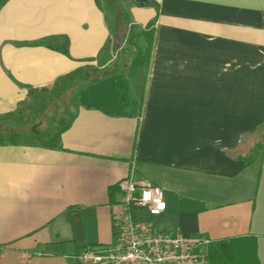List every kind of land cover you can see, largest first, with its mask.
Listing matches in <instances>:
<instances>
[{
  "label": "crops",
  "instance_id": "0c3cea01",
  "mask_svg": "<svg viewBox=\"0 0 264 264\" xmlns=\"http://www.w3.org/2000/svg\"><path fill=\"white\" fill-rule=\"evenodd\" d=\"M155 2L158 10L131 11L142 26L157 18L139 83L127 66L133 48L123 42L113 58L100 57L111 35L102 3L0 7V120L19 112L30 89L87 81L62 150L0 146V264H78L79 249L110 245L127 177L165 193L161 217L137 219L212 244L252 238L264 264V153L256 155L264 144V0ZM58 37L68 39L67 55L34 45Z\"/></svg>",
  "mask_w": 264,
  "mask_h": 264
},
{
  "label": "built area",
  "instance_id": "2783aa9c",
  "mask_svg": "<svg viewBox=\"0 0 264 264\" xmlns=\"http://www.w3.org/2000/svg\"><path fill=\"white\" fill-rule=\"evenodd\" d=\"M119 187L123 200L114 216L113 242L108 246L88 247L74 257V261L78 264H210L212 242L206 237L161 233L153 224L134 216L135 212H143L158 218L165 213L166 208L153 215L149 212V208L154 207L151 201L139 203L143 191L159 187L137 182L132 177L123 179ZM161 191L165 202V193ZM85 253L92 255L84 259L82 254ZM96 257L102 259L97 261Z\"/></svg>",
  "mask_w": 264,
  "mask_h": 264
},
{
  "label": "trees",
  "instance_id": "16d2710c",
  "mask_svg": "<svg viewBox=\"0 0 264 264\" xmlns=\"http://www.w3.org/2000/svg\"><path fill=\"white\" fill-rule=\"evenodd\" d=\"M8 0H1L0 7L4 5ZM97 4L102 2L105 8H109L107 13V24L109 26L111 35L109 40L103 50L100 53V57L107 58L108 60L114 57L116 50L121 48L122 43L128 47H131L137 53L136 58L131 61L129 66V71L134 72L139 69H145L148 74L151 64V59L153 55L155 37H156V23L157 18L153 19L146 26L128 22L127 17H123L120 14L119 6L116 0H96ZM133 2L138 6L153 7L157 9V4L155 0H148L145 4H140L136 0ZM101 7V5H100ZM158 10V9H157ZM105 12V11H104ZM120 28L124 31L123 36L120 38ZM34 45H42L49 47L51 49L57 50L65 55L69 52V41L65 37L51 38L44 40L40 43H35ZM122 53L124 55L128 54L127 49H123ZM107 74L104 73V76ZM87 81L84 80L79 84H74L78 87V92L76 95V100L79 102V93L86 87ZM30 89V95L36 94V92L44 91ZM64 93H61L63 95ZM120 94L123 109L126 110L128 104L127 91L123 79L120 80ZM60 95V96H61ZM93 109L94 107H87ZM68 113H66L67 115ZM75 119V113H70L65 118H59L58 129L54 132L47 131L45 133L36 132L33 137L36 139L38 144L56 151L63 149L62 147V135L70 129L73 121ZM5 132V131H4ZM0 130V146H14L19 145L20 136L16 133H11L10 136H3L4 133ZM264 153V146H261L259 156ZM254 159H250L248 162H252ZM83 248L79 249L76 256H79L83 252ZM75 256V257H76ZM210 264H259L256 255V242L252 238H242V239H232L221 243L212 244L209 253Z\"/></svg>",
  "mask_w": 264,
  "mask_h": 264
},
{
  "label": "rangeland",
  "instance_id": "374dc122",
  "mask_svg": "<svg viewBox=\"0 0 264 264\" xmlns=\"http://www.w3.org/2000/svg\"><path fill=\"white\" fill-rule=\"evenodd\" d=\"M117 5L120 9V14L123 17L128 18V22L133 20L132 9H146L153 7H144L136 5L133 0H116ZM104 5V3L102 2ZM154 9V8H153ZM105 13H107L110 18L109 8H102ZM120 38L123 36L124 31L120 28ZM123 51V50H122ZM120 52L121 55L116 63L123 66L126 63L124 54ZM127 66L129 67L130 62L127 61ZM123 70V68H121ZM120 69V71H122ZM136 79L139 81L143 80L145 69L136 70ZM138 73V74H137ZM141 84V83H140ZM139 84V85H140ZM78 92V87L74 84L69 85L67 83H61L59 86L52 87L51 89H46L44 91L36 92L24 102V104L19 109V112L14 116H7L0 120V130H2L3 136L8 137L11 133L19 134L20 144L30 145L38 144L33 135L36 132L45 133L47 131L54 132L58 129L59 118L67 117L68 114L74 113V107L77 104L76 95ZM61 93H64L61 95ZM61 95V96H60ZM134 101V100H133ZM66 113H68L66 115ZM264 146V144H261ZM259 148L256 155L260 153Z\"/></svg>",
  "mask_w": 264,
  "mask_h": 264
},
{
  "label": "clouds",
  "instance_id": "9594fccd",
  "mask_svg": "<svg viewBox=\"0 0 264 264\" xmlns=\"http://www.w3.org/2000/svg\"><path fill=\"white\" fill-rule=\"evenodd\" d=\"M147 183V182H145ZM123 187V185H121ZM155 192V196H153V193ZM151 201L154 207L149 208V212L153 215H158L161 211L165 210L167 207L166 202L163 200V193L160 188L150 189L142 192V195L139 199L140 204H148V202ZM89 255H92L91 253H85L82 254V258L87 259ZM97 261L101 260L102 257H96Z\"/></svg>",
  "mask_w": 264,
  "mask_h": 264
},
{
  "label": "water",
  "instance_id": "95a60500",
  "mask_svg": "<svg viewBox=\"0 0 264 264\" xmlns=\"http://www.w3.org/2000/svg\"><path fill=\"white\" fill-rule=\"evenodd\" d=\"M136 1L140 4H145L146 2H148V0H136ZM0 2H1V0H0Z\"/></svg>",
  "mask_w": 264,
  "mask_h": 264
}]
</instances>
